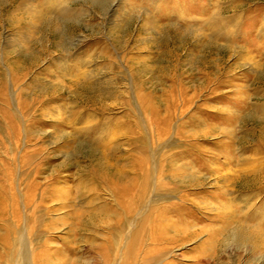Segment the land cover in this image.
Returning a JSON list of instances; mask_svg holds the SVG:
<instances>
[{
  "label": "rangeland",
  "instance_id": "obj_1",
  "mask_svg": "<svg viewBox=\"0 0 264 264\" xmlns=\"http://www.w3.org/2000/svg\"><path fill=\"white\" fill-rule=\"evenodd\" d=\"M5 1L0 264H264V191L235 184L264 179V0H73L57 30Z\"/></svg>",
  "mask_w": 264,
  "mask_h": 264
},
{
  "label": "bare ground",
  "instance_id": "obj_2",
  "mask_svg": "<svg viewBox=\"0 0 264 264\" xmlns=\"http://www.w3.org/2000/svg\"><path fill=\"white\" fill-rule=\"evenodd\" d=\"M5 0H0V2H4ZM8 2H10V3H14L15 1H17V0H7ZM32 1H34V0H32ZM37 1H44L43 2V4H41V6H39V7H36V8H39V11L38 12H40V14H41V17H40V24H41V26H42V24L43 23H45V24H47L48 26H50L52 29H55V30H57V27L58 26H60V24L62 23V22H69V23H71V22H73V21H71V20H75V19H77L78 18V16H79V18L83 15H81L80 14V10H78V11H74V10H72L73 8H70L69 6H70V3H72L73 4V2H75V1H73V0H37ZM6 2V1H5ZM109 2V1H108ZM97 3V2H96ZM105 3V2H104ZM153 3V2H152ZM71 4V5H72ZM90 4V3H89ZM104 5V4H103ZM35 8V9H36ZM35 9L34 10H32L29 14H31V20H33V19H35V17L37 16V14L38 13H36V11H35ZM103 11V10H102ZM29 14L27 13V17H28V19H29ZM81 15V16H80ZM35 16V17H34ZM13 19V18H12ZM118 19V18H117ZM10 20V19H9ZM20 20V19H19ZM13 21H14V19H13ZM34 21V20H33ZM33 21L31 22V23H33ZM71 21V22H70ZM12 22V21H11ZM18 22V21H17ZM24 22V21H23ZM13 23V22H12ZM75 23V22H74ZM15 25H16V22H15ZM22 25V24H21ZM66 25V24H65ZM67 26V25H66ZM27 27V26H26ZM31 27V26H30ZM15 28V27H14ZM32 28V27H31ZM123 29V28H122ZM16 30V29H15ZM41 30V29H40ZM37 31V30H36ZM44 31V30H43ZM41 32V31H40ZM22 33V32H21ZM43 33V32H42ZM41 33V34H42ZM47 33V32H46ZM55 33V32H54ZM62 33V32H61ZM20 34V33H19ZM37 34V33H36ZM40 34V35H41ZM48 34V33H47ZM39 35V34H38ZM45 35V34H44ZM58 35V34H57ZM69 35V34H68ZM21 36H23V33L21 34ZM49 36V35H48ZM24 37V36H23ZM35 37H37L36 35H35ZM70 37V36H69ZM34 38V37H33ZM40 38H42V37H40ZM71 38V37H70ZM42 39H44V37L42 38ZM46 39V38H45ZM24 40H25V38H22V41L20 42V46H21V48H24V45L22 46V44H23V42H24ZM37 40H38V38H37ZM112 40V39H111ZM110 40V41H111ZM114 40V39H113ZM55 41V40H54ZM65 41V40H64ZM36 42H38V41H36ZM109 42V41H108ZM43 43V42H42ZM41 42H40V46H41V44H42ZM66 43H67V41H66ZM34 44H35V42H34ZM33 44V45H34ZM57 44V43H56ZM62 44V43H61ZM64 44V43H63ZM54 45V44H53ZM35 46V45H34ZM56 46V45H55ZM62 46V45H61ZM67 46V45H66ZM18 47V46H17ZM68 47V46H67ZM104 47V46H103ZM35 48V47H34ZM43 48V47H42ZM108 48V47H107ZM58 49V48H57ZM59 49H60V47H59ZM67 49V48H66ZM39 50V49H38ZM107 51V50H106ZM18 52V54H20L21 55V51H16L15 53H17ZM20 52V53H19ZM32 52V51H31ZM37 52V51H36ZM39 52V51H38ZM27 53V52H26ZM30 53V52H29ZM33 53V52H32ZM44 53V52H43ZM66 53V52H65ZM38 54V53H37ZM64 54V53H63ZM96 54V53H95ZM103 55L101 56L100 54V57H102V58H107L106 60H108V58H110V53H109V51H107V52H105L104 51V53H102ZM27 55V54H26ZM82 55V54H81ZM85 55V59H79V60H77L74 64V69H76V73L77 74H73L74 75V77H75V82H81V84H83V85H81V86H78V89H82V90H84L86 93H91V94H95V93H98L97 94V96H99V97H112L114 94H113V89L111 90V89H109V87L107 88V87H102L101 85H104L105 86V84L107 83V84H110L108 81H106V82H104V81H99L98 79H96V74H94L95 73V69H97V67H95V68H93V69H88L87 67H89L88 66V63H90L89 62V60H88V57L90 58V55H87V53H85L84 54ZM98 55V56H99ZM92 56V55H91ZM18 57H20V56H18ZM65 57H66V54H65ZM67 57H68V55H67ZM24 58V57H23ZM35 58V57H34ZM33 58V59H34ZM70 58V57H69ZM32 59V58H31ZM37 60V59H36ZM69 60V59H68ZM24 61V60H23ZM33 61V60H32ZM110 61V60H109ZM108 61V62H109ZM61 62V61H60ZM66 62V61H65ZM111 63H113L112 61H110ZM35 63V62H34ZM73 63V62H72ZM70 64V63H69ZM134 64V63H133ZM20 65V64H19ZM61 66H62V64H60ZM60 65H58V66H60ZM21 66V65H20ZM60 66V69L62 68H64L65 66H62L61 67ZM70 66V65H69ZM110 66V65H109ZM82 67H86L87 68V70H85V71H83V70H80ZM67 68H68V66H67ZM70 68V67H69ZM68 68V69H69ZM24 69V68H23ZM30 69H31V66H30ZM61 69V70H62ZM142 69V68H141ZM64 70V69H63ZM67 70V69H66ZM73 71V70H72ZM49 73H51V72H49ZM63 73V72H62ZM71 73V72H70ZM116 73H118V72H116ZM28 74V73H27ZM113 74H115V73H113ZM142 74V73H141ZM22 76H23V74H21ZM51 75V74H50ZM70 75V74H69ZM138 75V74H137ZM66 76V75H65ZM64 76V77H65ZM120 76V75H119ZM139 76V75H138ZM63 77V76H62ZM66 78V77H65ZM67 78H69V77H67ZM13 79H14V77H13ZM58 79V78H57ZM72 80V79H71ZM15 82V81H14ZM43 82V81H42ZM64 82V81H63ZM68 84V83H67ZM49 86V85H48ZM61 87V86H60ZM42 88V87H41ZM113 88V87H112ZM63 89H65V88H63ZM74 89V88H73ZM10 90V89H9ZM77 90V89H76ZM25 91H26V89H25ZM44 91V90H43ZM66 91V90H65ZM69 91V90H68ZM67 91V92H68ZM47 92V91H46ZM71 92V91H70ZM75 92V91H74ZM6 93V94H5ZM5 95L7 96V94L9 95V92H7V90H5ZM123 93V92H122ZM41 94V93H40ZM44 94H46V93H44ZM70 94V93H69ZM123 95H124V93H123ZM47 96V95H46ZM73 96V95H72ZM38 98V97H37ZM83 98V97H82ZM45 99V98H44ZM76 99V98H75ZM98 99H101V98H98ZM74 100V99H73ZM78 101V100H77ZM8 104V103H7ZM6 111L7 112H9L10 111V109H9V105H8V108L6 107ZM8 115H9V113H8ZM264 165V164H263ZM262 167V166H261ZM264 168V167H263ZM242 174V173H241ZM263 175V174H262ZM261 175V176H262ZM239 176V177H238ZM237 176V182H235V184H238V187H240L241 189H245V191H248V190H251V189H255V190H257V189H259V190H261V192H263L264 191V179H263V176L261 177V176H259V174H254V175H252L251 177H247V175H245V176H242V175H238ZM235 178V177H234ZM247 189V190H246ZM128 190V189H127ZM142 190H143V187H142ZM137 192H139V191H137ZM128 194V192H125V194ZM141 193V192H140ZM264 193V192H263ZM132 195V194H131ZM142 197V196H141ZM126 198H127V195H126ZM134 199V198H133ZM136 200H138V199H136ZM128 202H129V200H128ZM127 202V203H128ZM136 202V201H135ZM132 204H133V202H131ZM144 203V201H142V203L141 202H138L137 203V205H139V206H141V204H143ZM134 206H135V204H134ZM129 207V206H128ZM127 207V208H128ZM131 207V206H130ZM128 210V209H127ZM133 210V209H132ZM130 214V213H129ZM224 214V213H223ZM221 215V214H220ZM259 215V214H258ZM223 218H225V220H226V224L227 225H229L231 222H232V219H233V217L232 216H227V215H223ZM123 219V218H122ZM121 219V220H122ZM251 221L250 222H248V223H251V222H255V221H257V220H259V221H264V219H260L259 218V216H257V212H256V214H254V215H252L251 216ZM249 221V220H248ZM124 223V222H123ZM156 223H157V221H156ZM120 224V223H119ZM125 224H126V222H125ZM125 224H123V226L125 225ZM247 225V224H246ZM122 226V225H121ZM124 227H126V226H124ZM240 227V226H239ZM122 230V229H121ZM243 229H241V228H238V226H235V230L234 231H232L231 233H230V235H229V237L230 238H232L233 240H241L242 242H250L253 238H255V236L254 235H252L250 232H245V233H243ZM8 245H10L9 243H8ZM12 248V247H11ZM11 248H9V254L11 255L12 254V249ZM23 255V256H22ZM21 255V257H16L15 255H13V256H15L16 258H21V259H24L25 257V254H22ZM14 257V258H15ZM143 264V263H142Z\"/></svg>",
  "mask_w": 264,
  "mask_h": 264
}]
</instances>
